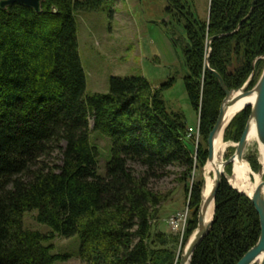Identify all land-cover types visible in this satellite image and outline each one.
<instances>
[{"label": "trees", "instance_id": "trees-1", "mask_svg": "<svg viewBox=\"0 0 264 264\" xmlns=\"http://www.w3.org/2000/svg\"><path fill=\"white\" fill-rule=\"evenodd\" d=\"M114 1L43 0L40 12L18 3L0 8V264L65 260L68 255L52 253V240L73 235L86 264H178L180 248L196 226L202 182L196 172L205 164L206 139L225 95L204 66V42L222 34L210 42L209 66L229 89L240 87L253 68L261 73L264 0H254L237 29L251 0H209L205 21L189 9L179 14L187 37L184 86L199 114L197 136L183 114L165 106L161 91L173 77L153 86L143 76H110L107 92L85 94L74 12L104 10L112 18ZM168 1V11L187 8L179 0ZM255 82L252 76L247 88ZM249 111L248 106L231 119L225 141L239 139ZM91 119L92 130L110 140L103 174L90 138ZM53 152L60 155L59 163L45 160ZM247 160L256 171V157ZM131 163L144 170L135 173ZM169 165L183 167L181 180L195 170L177 252V234L151 229L162 196L148 179ZM184 193L186 198L188 184ZM27 210H36L35 220L49 230L25 228ZM259 232L249 198L222 178L211 229L190 264H235Z\"/></svg>", "mask_w": 264, "mask_h": 264}, {"label": "rangeland", "instance_id": "rangeland-1", "mask_svg": "<svg viewBox=\"0 0 264 264\" xmlns=\"http://www.w3.org/2000/svg\"><path fill=\"white\" fill-rule=\"evenodd\" d=\"M179 3L185 4L187 8L185 6L183 9L171 8L168 11L166 9L170 6L168 0H116L112 4L114 10L112 18H109L104 10L75 11L78 52L85 72V94L107 92L110 76H143L153 86L173 77V84L161 91L165 106L168 111L183 114L187 127L192 132H197L199 114L193 110L184 86V76L188 68L183 48L187 44V37L183 27L184 18L179 14L189 9L194 18L205 21L208 18L209 0H179ZM204 45L206 49V41ZM261 58L264 60V55ZM252 76H255L257 81L260 73L254 68ZM90 129L91 142L98 151V171L103 174L110 157V140L100 131L92 130V119ZM234 142L236 141L226 142L228 145L223 153V159L234 152ZM251 156L256 157L257 160L260 158L256 140L247 142L243 160L248 163L247 158ZM59 159L60 155L57 152L45 157L50 164L59 163ZM130 165L135 173L144 170V167L137 163ZM182 170V166L169 165L162 171L157 170L148 179V186L162 196L161 202L152 212L151 229L166 234H177L179 243L176 252L180 248L182 227L173 230L168 226L166 219L176 212H186L189 215L187 209L189 190L195 177V170H192L189 177L181 180ZM226 173L230 175L231 170ZM196 177L203 179L202 170H197ZM186 184H188V194L185 198ZM35 213L36 210H27L23 213L24 227L42 232L48 231V226L35 220ZM52 243L54 246L52 253L68 255L67 259L55 261L54 264H86L78 257V235L56 236Z\"/></svg>", "mask_w": 264, "mask_h": 264}, {"label": "water", "instance_id": "water-1", "mask_svg": "<svg viewBox=\"0 0 264 264\" xmlns=\"http://www.w3.org/2000/svg\"><path fill=\"white\" fill-rule=\"evenodd\" d=\"M42 1L43 0H0V8L3 9L13 3H18L32 8L35 12H40ZM253 3L254 0H251V7L249 13L237 24L236 29L239 27L240 23L243 20H245V18L250 14L253 7ZM221 35L222 34H216L214 36L208 37V39L206 40V49L208 54L205 58V68L207 69V71L212 73L217 78L225 95L220 103L216 121L213 124L211 130L209 131L206 139L207 157L205 164L201 168L203 173V179L201 182V191H200L201 195H200L199 206L197 209L196 226L180 249L178 264H190L191 257L195 248L201 242V240L209 233L213 220V214L215 209V197L218 187L220 185L222 178H225L228 181L225 167L228 164L232 165V162L234 160H237L239 162L243 161V153L247 145V136L249 132V125L251 122H253L255 125L257 142L264 149V67L260 73L259 78L254 83V85H252V87L247 88L248 84L250 83L252 74L254 72V68L252 69L249 77L240 87L229 89L224 83L222 76L215 69L209 66L210 42L215 37H219ZM251 95H254V101L251 103H245L242 107V109H244L249 106L250 111L245 126L239 136V139L236 142H234L233 145L235 147L234 152L226 159L220 157L219 159H217L216 164H214L215 162L214 142L219 135H221L223 138L224 131L227 128L228 124L230 123L231 119L233 118L232 116L229 120H226V113L228 108L238 100ZM210 163L214 164V171L211 174L213 176L212 184L208 193L204 194L203 193L205 190L204 168L207 164ZM249 168L252 174L253 173L257 175L262 174V165L259 160H258V169L256 171H254L250 167V165ZM231 172H232V167H231ZM251 179L252 177L249 176V181ZM233 188L236 189L235 187ZM236 190L247 196L251 201V203L253 204L254 209L257 212L259 218L260 232L256 242L244 252V254L237 260L235 264H264V178L255 185L250 195L238 189ZM211 207H212L211 217L207 221V215Z\"/></svg>", "mask_w": 264, "mask_h": 264}, {"label": "bare ground", "instance_id": "bare-ground-1", "mask_svg": "<svg viewBox=\"0 0 264 264\" xmlns=\"http://www.w3.org/2000/svg\"><path fill=\"white\" fill-rule=\"evenodd\" d=\"M253 101H254V95H251V96L245 97L235 102L233 105H231L228 108L227 113H226V120H229L232 116L234 117L238 112H240V110L242 109L245 103H251ZM253 140H256L257 142L255 125L253 122H251L249 125L247 142L253 141ZM226 142L228 141H224L221 135H219L217 139L215 140L214 142L215 162L214 164H216L217 159H219L220 157L222 158L223 153L225 152L227 145H228ZM258 146H259V151H260L259 161L261 162V165H262V174H263L264 173V149L261 145L258 144ZM214 164L213 163L207 164L204 168V175H205V190L203 192L204 194H207L211 187L212 178H213L211 174L214 171ZM231 167H232V172L230 175H227V179L230 185H232L236 189L243 191L249 195L252 193L255 185L263 179L262 174L257 175L255 173L253 174L251 173L249 165L245 160L240 161V162L237 160H234L232 162ZM250 175H253V176H252V179L249 181ZM211 213H212V207L210 208L209 213L207 215V221L210 219Z\"/></svg>", "mask_w": 264, "mask_h": 264}, {"label": "built area", "instance_id": "built-area-1", "mask_svg": "<svg viewBox=\"0 0 264 264\" xmlns=\"http://www.w3.org/2000/svg\"><path fill=\"white\" fill-rule=\"evenodd\" d=\"M189 130L192 132L191 129ZM194 133L196 134V136L198 135V126H197V132H194ZM186 217H187L186 212L185 213L176 212V213H172L171 215H169L166 219V222L168 226L173 230H177L181 226L182 227L181 231L183 232Z\"/></svg>", "mask_w": 264, "mask_h": 264}]
</instances>
